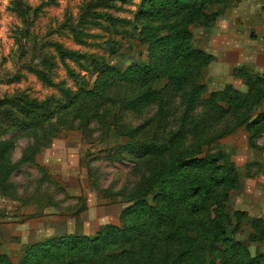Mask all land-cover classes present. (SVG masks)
<instances>
[{
	"label": "rangeland",
	"instance_id": "374dc122",
	"mask_svg": "<svg viewBox=\"0 0 264 264\" xmlns=\"http://www.w3.org/2000/svg\"><path fill=\"white\" fill-rule=\"evenodd\" d=\"M21 1L17 4L30 10L22 16L15 0H0V144L10 145L6 154L10 164H0V254L11 264H18L24 247L37 240L92 237L99 228L119 226L121 212L131 205L126 194L139 179L126 152L116 153L129 144L122 134L140 124L139 118L109 107L103 118L83 128L84 122L63 116L71 129L49 135V145L31 156L33 139L23 130L6 131L7 127L39 116L44 119L40 123H46L49 116L39 111L22 116L19 106L26 100L38 105L53 99L48 106L53 112L79 90H91L97 76L88 69L91 58L102 59L119 72L144 63L148 48L138 33L143 26L162 24L135 21L142 0L112 2L107 7L95 6L97 0ZM86 5L91 6L88 11ZM213 11L218 12L213 27H191L193 46L213 56L202 80L207 89L204 98L228 86L246 94L247 87L233 77V71L247 67L249 73L264 77V0H226L208 9ZM107 17L117 20L114 27ZM59 47L73 57L62 60ZM44 62L52 64L50 88L31 71L44 72ZM66 90L69 98L62 96ZM253 110L254 116L264 113V100ZM249 136L240 127L203 153L224 152L221 166L235 167L237 186L220 190L227 195L225 239L240 243L257 257L264 255V242L250 237L255 234L254 221H261L264 229V134L254 146L249 145ZM147 201L151 204V196ZM81 206L85 211L74 216ZM212 212L213 208V218Z\"/></svg>",
	"mask_w": 264,
	"mask_h": 264
},
{
	"label": "trees",
	"instance_id": "16d2710c",
	"mask_svg": "<svg viewBox=\"0 0 264 264\" xmlns=\"http://www.w3.org/2000/svg\"><path fill=\"white\" fill-rule=\"evenodd\" d=\"M225 1L142 0L135 21L162 23L143 26L138 33L148 48L144 63L119 72L102 59L91 58L88 69L97 74L91 90H79L71 99L69 90L62 92L69 100L53 112L48 110L53 99L38 105L26 100L19 106L22 116L35 111L49 116L46 123H40L44 119L39 116L7 127L6 131L23 130L33 139L31 156L49 145V135L71 129L63 116L84 122L86 128L90 121L103 118L109 107H118L119 114L129 113L141 122L125 130L122 135L129 144L116 152H126L133 175H139L126 194L131 205L121 212L119 226L99 228L92 237L64 236L27 245L18 264H264V255L251 257L243 245L225 239L227 195L220 190L237 186L236 169L221 166L224 152L203 153L240 127L249 133L250 146L264 134V113L253 112L264 100V77L249 73L247 67L235 69L233 77L243 81L246 94L228 86L204 98L207 89L202 80L213 56L193 46L191 27H213L218 12L208 9ZM112 2L127 0H97L94 5L107 7ZM17 3L22 1L15 0L20 16L30 12L26 4ZM107 19L111 27L117 23ZM58 49L62 60L73 57ZM50 68L52 64L44 62V72L31 70L49 88L54 86ZM9 151V144H0L1 165L10 164ZM85 209L81 206L73 215ZM253 227L250 239L264 242L261 221H254ZM0 264L11 262L0 254Z\"/></svg>",
	"mask_w": 264,
	"mask_h": 264
},
{
	"label": "crops",
	"instance_id": "0c3cea01",
	"mask_svg": "<svg viewBox=\"0 0 264 264\" xmlns=\"http://www.w3.org/2000/svg\"><path fill=\"white\" fill-rule=\"evenodd\" d=\"M36 79H37V77H36ZM44 149H45V148H44ZM46 149H48V148H46ZM42 151H43V150H42ZM42 151H41V152H42ZM39 153H40V152H39ZM39 153H38V154H39ZM38 154H37V155H38ZM37 241H42V240H37Z\"/></svg>",
	"mask_w": 264,
	"mask_h": 264
}]
</instances>
